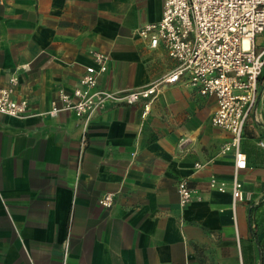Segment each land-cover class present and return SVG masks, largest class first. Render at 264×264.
<instances>
[{
  "label": "crops",
  "instance_id": "1",
  "mask_svg": "<svg viewBox=\"0 0 264 264\" xmlns=\"http://www.w3.org/2000/svg\"><path fill=\"white\" fill-rule=\"evenodd\" d=\"M163 3L0 0V86L15 79L13 97L30 112L0 113V264H264V69L243 128L241 200L233 155L220 153L230 135L211 122L216 99L185 79L89 119L49 113L93 50L110 57L98 81L107 90L172 70L164 47L137 34ZM255 47L264 50V31ZM180 181L193 191L186 205Z\"/></svg>",
  "mask_w": 264,
  "mask_h": 264
},
{
  "label": "built area",
  "instance_id": "2",
  "mask_svg": "<svg viewBox=\"0 0 264 264\" xmlns=\"http://www.w3.org/2000/svg\"><path fill=\"white\" fill-rule=\"evenodd\" d=\"M262 31L264 0H164L160 20L143 25L137 34L148 40L150 48L159 44L164 47L175 61L172 70L143 87L107 90L98 87V81L107 72L110 57L93 50V65L85 68L79 86L70 92L59 90V104L53 102L49 113L71 111L89 119L108 104L152 100L164 88L185 79L202 96L216 99L211 122L230 135L220 153L233 155L232 196L241 200L238 172L246 168L241 140L245 121L257 101L258 80L264 69V50L257 52L255 47V37ZM15 83L11 79L9 86H0V113L24 117L30 113L28 103L13 97ZM210 185L215 186L214 178ZM177 189L181 204H188L193 191L185 181H180ZM99 203L110 207L113 194H104Z\"/></svg>",
  "mask_w": 264,
  "mask_h": 264
}]
</instances>
